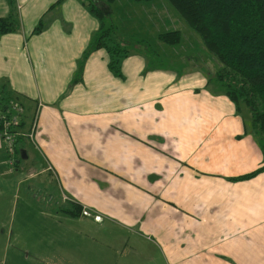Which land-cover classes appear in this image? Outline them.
I'll return each instance as SVG.
<instances>
[{
    "label": "crops",
    "instance_id": "obj_1",
    "mask_svg": "<svg viewBox=\"0 0 264 264\" xmlns=\"http://www.w3.org/2000/svg\"><path fill=\"white\" fill-rule=\"evenodd\" d=\"M45 1L24 11L26 1L0 0V17L13 13L18 22L0 34V95L4 103L25 99L32 117L28 129L25 118L16 127L19 142L38 147L40 172L58 181L59 205L82 206L81 214L65 216L98 229L109 225L98 220L104 215L130 236L141 234L142 241H130V255L150 246L154 264H264V170L237 179L264 166L247 120L223 97L183 103L172 79L158 95L165 101L147 97L150 78L173 73L131 72L129 55L118 76L102 48L84 58L100 19L82 0L68 9L64 0ZM75 30L79 42L70 38ZM22 61L39 95L28 90ZM89 207L93 217L83 214ZM141 258L130 264H150Z\"/></svg>",
    "mask_w": 264,
    "mask_h": 264
},
{
    "label": "rangeland",
    "instance_id": "obj_2",
    "mask_svg": "<svg viewBox=\"0 0 264 264\" xmlns=\"http://www.w3.org/2000/svg\"><path fill=\"white\" fill-rule=\"evenodd\" d=\"M24 1H26L24 11L46 2L22 0L23 3ZM64 1L67 9L76 5L75 0ZM103 1L105 3L102 6H110L111 9L117 10L116 14L105 15L104 22L106 25L114 24L118 31L113 34V38L128 48L130 71L173 73L158 79L150 78L147 97L156 99L157 102L165 101L158 95L169 86L164 82L172 79L175 81L174 84L182 89L180 99L183 103L195 101L221 103L226 100L231 107L236 108V113L242 120H247L252 129L249 106L243 100H233L218 79V72L222 70L224 64L207 47L198 29L186 20L171 0ZM85 2L88 3L87 0ZM62 4L58 1L54 6ZM172 31L179 32L177 42L170 43L161 39V33ZM77 36L78 31L75 30L70 38L73 42L77 40L79 42ZM101 52L107 54L110 61V55L105 47H102ZM23 62L21 68L24 72ZM24 73L28 90L33 91V97L35 94L39 95L35 81L31 82L28 73ZM37 73L40 87L45 93L43 74L40 70ZM156 80L161 83L160 88H154L153 82ZM23 99L21 96L17 97L10 104L22 107L23 112L19 116L21 120L26 119L25 128L28 129L32 115ZM167 101L178 100L168 97ZM186 107L188 106H182L183 109ZM14 112L19 113L17 110ZM258 138H261L259 134ZM262 142L264 143L263 138ZM21 149L28 150L27 158H22ZM38 150V147L25 138L20 140L15 156L18 162L10 165L6 144L0 138V264H130V257L134 256L142 257L150 264H154L158 257L150 246L145 247L140 253L131 251L133 255H130V241L141 240V234L134 233L130 236L129 229L120 228L121 225L109 222L104 215L103 217L100 215L98 220L108 222L109 225L105 224L98 229L94 222H88L80 227L74 220L70 221L72 218L65 216V212L58 218L57 212L61 209L57 202L59 184L53 174L47 171L40 172L44 161ZM71 203L69 201L62 205L68 206ZM40 211L49 212V216ZM93 211L94 209L89 207L83 214L93 217ZM122 224L127 225L125 222ZM54 227L55 231H52ZM133 246L131 244L132 249H138L137 245ZM144 246L147 245H141L140 249ZM167 264L172 263L168 260Z\"/></svg>",
    "mask_w": 264,
    "mask_h": 264
},
{
    "label": "trees",
    "instance_id": "obj_3",
    "mask_svg": "<svg viewBox=\"0 0 264 264\" xmlns=\"http://www.w3.org/2000/svg\"><path fill=\"white\" fill-rule=\"evenodd\" d=\"M12 1L9 0L10 3ZM82 1L101 22L88 50L85 51L84 58L90 51L105 47L110 55V69L121 76L122 60L129 50L122 42L113 38V34L118 31L114 24L106 25L104 22L105 15L112 14L110 6H102L105 3L103 0H87L88 3ZM171 1L186 20L198 29L207 47L224 64L218 72V79L233 100H243L249 106L252 132L257 137L258 134L261 136L259 141L264 150V0ZM17 27L18 22L13 13L0 17V34L13 31ZM160 37L164 41L174 43L179 40V32L161 33ZM263 170L264 166L239 175L237 179L254 177ZM60 208L73 215L82 213V206L77 203Z\"/></svg>",
    "mask_w": 264,
    "mask_h": 264
},
{
    "label": "built area",
    "instance_id": "obj_4",
    "mask_svg": "<svg viewBox=\"0 0 264 264\" xmlns=\"http://www.w3.org/2000/svg\"><path fill=\"white\" fill-rule=\"evenodd\" d=\"M4 103L3 97L0 95V138L6 144V149L9 154L10 165L16 163V151L18 146L19 137L23 135L20 130L16 129L20 125L21 119L20 116L23 112V109L18 104ZM15 110L19 111L18 114H15ZM36 123L33 124L32 131L29 133V137H34V132L36 129ZM11 170H14L11 168Z\"/></svg>",
    "mask_w": 264,
    "mask_h": 264
},
{
    "label": "water",
    "instance_id": "obj_5",
    "mask_svg": "<svg viewBox=\"0 0 264 264\" xmlns=\"http://www.w3.org/2000/svg\"><path fill=\"white\" fill-rule=\"evenodd\" d=\"M21 156L22 158H27V152L25 149H21Z\"/></svg>",
    "mask_w": 264,
    "mask_h": 264
}]
</instances>
